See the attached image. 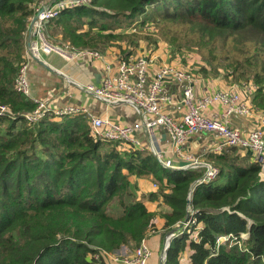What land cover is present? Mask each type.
<instances>
[{"label":"trees","instance_id":"obj_1","mask_svg":"<svg viewBox=\"0 0 264 264\" xmlns=\"http://www.w3.org/2000/svg\"><path fill=\"white\" fill-rule=\"evenodd\" d=\"M38 0H0V264H109L103 252L137 247L155 226L146 200L165 204V235L188 214L192 185L204 169H170L148 149H119L94 139L84 115L30 122L36 104L15 90L26 60L29 21ZM156 24L172 47L198 51L206 75L256 85L264 110V0H91L63 10L48 36L99 50L117 30ZM35 62V61H34ZM218 178L192 198L200 242L176 238L165 264H264V179L249 153L225 147L208 159ZM135 178L158 189L140 196ZM231 235L218 249L217 239ZM242 235H245L244 237ZM100 254L97 258L95 255Z\"/></svg>","mask_w":264,"mask_h":264},{"label":"built area","instance_id":"obj_2","mask_svg":"<svg viewBox=\"0 0 264 264\" xmlns=\"http://www.w3.org/2000/svg\"><path fill=\"white\" fill-rule=\"evenodd\" d=\"M91 0H38L30 18V41L26 51V60L20 66L15 79V90L26 99L33 101L36 108L31 113L24 114L30 122H37L44 117L61 118L67 115H84L90 126L91 135L96 140L115 142L119 149H148L154 153L159 163L170 169H204V174L190 190L192 200L195 189L201 184H208L218 178L220 169L209 160H201L189 156L185 145L190 136L197 132L213 133L219 139L212 152L220 153L225 147H235L249 153L252 160L261 167L264 179V123H256L251 130H243L230 124L234 115L250 117L257 111L254 106L256 85L242 83L227 88L197 93L199 79L190 68H180L164 64L149 79L152 57L149 53L140 56H129L119 61L115 71L102 52L90 49H74L69 45L53 44L46 33L47 24L56 18L63 10L86 5ZM58 55L70 63L79 57H88L104 62V77L99 84L89 83L84 86L98 101L107 106L125 104L133 108L139 119L133 123H122L109 116L94 114L86 105L53 107L47 100L33 96L29 77L30 64L33 60L46 63L44 57ZM171 79L183 85L182 103L185 112L178 118L168 112V107L174 104V96L167 93L165 84ZM240 87H248L247 92ZM9 107L0 105V116L8 115ZM144 132L147 141L138 134ZM163 132V134L161 133ZM164 134L169 138V144L163 145ZM182 162L187 164L182 165ZM174 231L170 232L165 245L166 251L176 238L188 233L195 242H200L201 223L197 210L192 204L188 206L187 217L176 223ZM243 237L245 235H242ZM231 235L220 236L216 249L222 243L230 240ZM115 252L111 258L121 264H148L152 249L144 238L134 249ZM103 252L102 255H106ZM97 258L100 254L95 255Z\"/></svg>","mask_w":264,"mask_h":264},{"label":"crops","instance_id":"obj_3","mask_svg":"<svg viewBox=\"0 0 264 264\" xmlns=\"http://www.w3.org/2000/svg\"><path fill=\"white\" fill-rule=\"evenodd\" d=\"M46 1L49 2L51 0ZM46 31L48 34V28H46ZM147 53L151 55L153 60L149 71L150 80L154 76L155 72L164 64L179 67L175 65L174 62L169 61V57L164 54L162 47L156 52L153 51V49H150L147 52H140L137 48L131 46L127 53H125L127 56L120 54L121 56L116 57L115 54L111 53V55L106 54L104 57L116 71L119 61L122 58H127L129 56L135 57L143 54L145 55ZM44 59L47 61L46 63L43 61L41 62L40 60H33L30 64L31 68L29 77L31 81L32 94L35 98L47 100L53 107L86 105L94 114L99 116H109L110 118L122 123H133L139 119L138 114H136L130 106L125 104L107 106L98 101L91 93L85 90L84 86L86 84H99L101 79L104 77L105 65L102 60L79 57L70 63H66V60L58 55H49L44 57ZM39 70H43L45 75L36 77L35 79L33 75ZM60 71H63V74ZM197 76L200 78L199 85L197 87V93L199 95L205 92L217 91L233 85L238 87L237 84H233L225 78ZM240 88H242L245 93L247 92L248 87ZM165 90L167 93L172 94L175 100V103L168 107V112L173 116L180 118L185 112V107L182 103L183 85L168 79L165 84ZM255 97L256 93L253 99L254 102ZM260 109L261 108L256 107L257 111L250 117L234 115L230 119V124L246 131L253 129L256 123L263 124L264 112L262 113ZM161 133L163 134L162 131ZM138 136L143 141H147V137L143 131L140 132ZM162 142L163 145L169 144V138L165 134ZM218 142L219 139L213 133L197 132L190 136L185 145V151L189 156L197 157L201 160H207L208 154L212 152L211 149L215 147ZM190 256L191 251L188 249L183 254L182 264H191Z\"/></svg>","mask_w":264,"mask_h":264},{"label":"rangeland","instance_id":"obj_4","mask_svg":"<svg viewBox=\"0 0 264 264\" xmlns=\"http://www.w3.org/2000/svg\"><path fill=\"white\" fill-rule=\"evenodd\" d=\"M49 2L46 1V3H49ZM152 23L153 22H149L146 26L142 27L141 25H139V22H135L134 24L129 25L127 28H122V27L119 28L117 32H119V35H121L122 37L119 39L113 40L109 45L103 46L98 51L102 52L103 55H106V54L111 55L112 53V54H115L116 57H118L121 55L127 56L125 53H127V51L129 50L131 46H134L140 52H147L150 49H153V51L156 52L159 48L162 47L164 54H166L169 57V61L174 62L175 65L179 66L180 68H190L194 72L195 75H199L200 77L225 78L223 69H221V74L218 76L206 75L205 72L201 68L202 65L205 64V62L203 61L202 56L200 53H198V51L186 49V48H180L182 49V51H178L176 49L177 46L174 45L172 47V45L166 39H164V37L160 34V32L158 31L157 25L152 24ZM30 30H31V26H30V21H29V40L27 43V49H28V45L30 41ZM53 35H54V39L50 38V36L47 35L48 39L53 44L60 45V46L69 45L74 49L80 50L76 46L72 45L69 41H65V42L60 41L62 34L58 30L54 32ZM60 72L62 73L63 71H60ZM42 75H45L43 73V70H39L36 73H34L33 76L36 79V77H40ZM229 81H231L233 84L238 85V83L232 80H229ZM254 106L255 108L257 107L255 102H254ZM260 111L262 113L264 112L263 109L262 110L260 109ZM132 180L138 185V194L140 196L142 195V197L144 196L145 193L150 192V191H155L158 189V183L155 180H153L151 177H148V178L132 177ZM146 204L150 210L157 212L155 226L152 228V230H150V232L145 238L148 241V244L150 245L152 249V256L150 257L148 264H165L163 257L165 255V245L167 243V238L170 232H168L165 235V231L162 228V225L164 223V218H162L158 212L160 211L162 214L163 212L168 211V208L165 204L159 203L158 201L152 202V201L146 200ZM150 240L152 241V244ZM126 248L131 249L127 246H123L121 250L126 249ZM121 250L117 252H122ZM116 253L115 252L105 253L106 255H104V258L109 264H121L119 262H115L111 258V256H113Z\"/></svg>","mask_w":264,"mask_h":264},{"label":"water","instance_id":"obj_5","mask_svg":"<svg viewBox=\"0 0 264 264\" xmlns=\"http://www.w3.org/2000/svg\"><path fill=\"white\" fill-rule=\"evenodd\" d=\"M42 62V61H41ZM63 74V73H62ZM185 164H187V162H182V165H185ZM190 194V193H189ZM191 202H192V200H191V198H190V195H189V197H188V204H191Z\"/></svg>","mask_w":264,"mask_h":264}]
</instances>
